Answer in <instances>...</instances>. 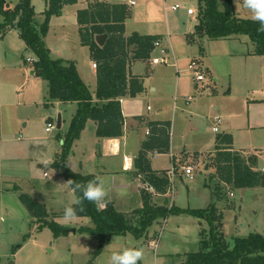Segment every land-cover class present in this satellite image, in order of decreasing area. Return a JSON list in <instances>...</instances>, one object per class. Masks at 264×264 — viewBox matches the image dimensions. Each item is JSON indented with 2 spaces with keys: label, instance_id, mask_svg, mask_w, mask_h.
I'll use <instances>...</instances> for the list:
<instances>
[{
  "label": "rangeland",
  "instance_id": "obj_1",
  "mask_svg": "<svg viewBox=\"0 0 264 264\" xmlns=\"http://www.w3.org/2000/svg\"><path fill=\"white\" fill-rule=\"evenodd\" d=\"M7 1L11 7H14L21 0ZM31 1L35 11V24L40 29L46 20L45 11L49 7V2L48 0ZM97 1L125 2L129 10L125 30L127 28L130 33L134 30L141 33L150 32V29L157 24H162L161 27L164 29V21L171 22L174 29L176 28L178 31L172 35L177 56L185 58L178 60L179 70L181 75L188 77L189 80V40L187 38L189 31L187 34L185 30L189 29V23L194 18L189 15L188 10H193L198 19L199 0H136L137 4L134 6L130 5L127 0H79L75 5L65 4L59 14L51 17L44 42L50 49L52 59H62L76 64L81 79L84 80V83L86 82L85 84L89 87L92 95L95 94L97 70L92 67L93 59L89 47L82 44L77 15L79 9ZM223 1L219 0V3L222 4ZM232 1L236 16L252 19L251 12L243 6V0ZM174 4H178L181 8L177 11L173 10ZM3 20L4 18L0 15V24ZM204 38L199 40L195 47L201 52L198 53L197 58L205 59L207 55L211 57V53L214 56V53H224L225 51L236 53L243 50H254L252 42L251 44L250 42L246 44L240 42L248 37L207 41L203 47L201 42ZM201 46L203 48H199ZM31 56L36 58L35 53L28 49L20 38L18 29L0 32V118L5 110V117L22 119L21 122L17 119V122L24 135L20 140H18V134L14 135L16 141L9 142L8 156L1 154L2 143L0 140V264H90L98 246V240L86 233H72V230L77 231L84 226L94 227V224L89 218L79 219L76 217L75 220L69 222L63 220L64 206L76 204L77 197L66 184L67 181L60 170L53 167L54 162L59 159L63 138L69 131L77 106L75 104L62 105L63 107L49 105L51 102L47 95L48 92L45 91V85H43L48 86V82L36 74L35 76L31 74L34 71L33 63L31 65L26 61ZM160 56L161 53L157 50L154 57ZM169 57L171 58V56ZM225 58L227 59V57ZM69 59L74 61H69ZM256 60L254 63L238 58L233 60L236 65L239 64V61L240 64L235 66V72L231 78L233 83L232 98L234 99H232V103H229V101H223L228 98V94L223 93L221 88L228 87L226 85L229 83L230 74L224 75L226 72L224 59L213 57V65L221 74L220 80H218L221 103L217 107V113L221 116L222 121H225L227 116L233 113L244 118H247L248 114L264 116V107L259 106L248 111L243 105L245 100L261 103L257 99L264 97V62L261 64L258 59ZM197 62L198 70L202 72L204 65ZM174 63L173 59L171 61L169 59L167 65L135 62L130 66L129 73L143 75L147 72L146 66L149 65L150 71L167 72V77L170 78L167 88L173 90L177 76L175 66H171ZM257 72L259 74L255 77L254 73ZM26 80L27 82H25ZM30 80L33 87L31 93L29 92ZM206 91L212 93L210 86L206 87ZM33 100H38V105L30 104ZM147 104L148 101L144 103V105ZM149 109L151 108L149 107ZM168 109L173 121L174 146L177 149V136H182L185 140L182 143L181 151L183 152L185 148L183 144L188 149V154L183 156V161L179 163L177 160L175 163L180 164L181 168L182 164L183 167L190 164L194 166L195 171L192 179L186 175L183 177L177 175L174 178V189L172 192H168V197H157L155 202L160 205L167 203L169 208L174 205L180 211L173 210L166 219L156 220L148 229L147 235L141 238L131 234L115 236L118 239H112L110 243L106 244L104 251L93 264H107L112 251L128 247L143 250L141 264L181 263L186 254L199 251L200 231L202 228L208 229L207 223L200 222L194 215L189 214V210L206 209L212 204H215L219 211L223 212L224 233L229 241H232L236 236H248L252 232L264 235V187L234 189L220 183V187L223 188L222 197L216 200L214 186L218 182V178H216V168L212 163V157H210L211 151L214 150L212 145L214 132L211 129L213 124L207 120L210 105H207L204 118L195 117L191 121H189L190 116H182V111H173L172 106L171 109L170 107ZM60 119L61 128H58ZM49 121L53 124L51 132L46 131ZM26 122L27 129L23 128ZM95 129L93 123L88 125L82 138L73 144L67 164L74 172L99 174L105 167L109 169L122 167L121 158L98 155V151L101 154L102 151L101 146L100 149L97 146ZM179 138L181 139V137ZM49 140H55V143L50 144ZM245 146L246 148H241ZM236 147L251 154H253L251 151H255L254 149H260V162L259 164L256 162L254 168L260 170L264 166V132L262 130L245 129L237 133ZM129 149L134 153L136 145L131 143ZM54 152L57 156L53 154ZM248 158L253 159L254 155H249ZM49 160L52 161L51 165L47 164ZM151 163L154 168L159 170H170L174 166L170 153H161L156 158L153 157ZM180 165L178 166L179 170ZM134 174L136 173L134 172ZM15 187H19L21 192L29 194L39 202L45 200L49 204L50 199L54 198L58 204L54 203L53 206L51 203L49 204L51 205L49 210L52 209L51 211L54 212L51 213L50 219L72 229L70 235L55 237L53 230L49 227L40 228V224L30 216L29 211L20 201L19 193L14 190ZM156 196L157 194L154 195V197ZM114 198V195L107 193L103 206L100 208H104L108 202H113ZM115 202H117V209L123 211L122 213L129 216L130 219L135 210L143 207V204L138 205L137 197L130 194L122 196L121 200L115 199ZM130 208L133 209L131 212H124L125 209ZM151 240L156 241L158 245L156 251L149 247Z\"/></svg>",
  "mask_w": 264,
  "mask_h": 264
},
{
  "label": "trees",
  "instance_id": "obj_2",
  "mask_svg": "<svg viewBox=\"0 0 264 264\" xmlns=\"http://www.w3.org/2000/svg\"><path fill=\"white\" fill-rule=\"evenodd\" d=\"M48 2L46 20L38 29L31 0H21L14 7H11L7 0H0V15L4 18L0 24V32L19 30V36L26 47L36 55L33 60L34 71L37 76L48 82L51 101L78 104L69 131L63 138L59 159L54 162L53 167L60 170L67 182L72 180L73 183L84 185L98 176L77 173L68 167V156L74 142L81 137L89 120L96 122V135L99 139H116L124 135L125 117L121 100L125 97L136 98L142 94L145 91L144 80L151 70L148 65L147 72L143 75H132L129 73L130 66L135 62L151 64L156 52L154 44L161 36L134 32L126 37L125 22L129 17L126 4L96 2L87 9L80 10L78 23L82 44L89 47L91 58L97 64V90L93 97L89 87L81 79L76 64L52 59L44 42L51 17L59 14L65 4H76L77 0ZM199 3V23L195 28V35L210 40L246 36L254 44L253 54L264 56V30H261L258 21L236 16L232 0H224L222 4L219 0H199ZM102 34L107 35V40L100 47L95 37ZM151 131V136L143 143L141 152L135 159L136 175L143 178L146 186L141 192L143 207L135 210L131 219L117 211L113 202H108L101 209L95 203L83 199L82 192L73 190L77 201H82L72 206L77 210V217L89 218L94 224V227L84 226L76 232L89 234L98 240L90 264L102 254L105 245L110 243L113 237L131 234L141 238L147 235L148 229L156 220L166 219L173 210L180 211L174 205L169 208L168 205H156L152 202L154 195L166 194L171 183L166 172L159 175L152 169L148 154L150 150L168 153L169 135L161 136L156 128ZM232 148L231 134H217L215 153L210 156L218 178L214 186L216 200L222 197L223 188L220 183L234 189L264 187V173L254 170L255 160L248 163L240 153L232 151ZM173 163L178 172L179 167L175 160ZM149 187H153L155 193L150 192ZM14 190L19 193L20 201L30 216L40 224V228L49 227L55 237L70 235L72 229L50 219L45 204L21 192L19 187ZM189 214L194 215L200 222L205 221L208 229L202 228L200 231L199 251L186 254L184 261L179 264H264L263 234L252 232L248 236H236L229 241L224 233L223 212L219 211L215 204L206 209L189 210Z\"/></svg>",
  "mask_w": 264,
  "mask_h": 264
},
{
  "label": "crops",
  "instance_id": "obj_3",
  "mask_svg": "<svg viewBox=\"0 0 264 264\" xmlns=\"http://www.w3.org/2000/svg\"><path fill=\"white\" fill-rule=\"evenodd\" d=\"M78 1L79 0H77V3H78ZM97 2H101V1H97ZM94 3H96V2H91L87 7L79 9L78 12L80 10L87 9L89 6H91V4H94ZM103 3H108L111 5L123 4V3L125 4V2H123V3H121V2L120 3H118V2H103ZM73 5H75V4H73ZM175 5H178V4H174V6ZM180 8H181V6H180ZM46 9H47V6H46ZM172 9H173V7H172ZM189 15L194 16L193 21L189 23V25H190L189 29L185 30V33H187V34L189 31V35H188V37H189V58H188V60H189V66H188L189 67V80L187 79L188 77H186V76L184 77L183 75H181V72L179 70V63H178L179 61L178 60L185 59V58H178V56H177V53L175 50L176 45H175V43H173V38H172L173 36L172 35H173V33H177L178 31L176 30V28L174 29L171 22L164 21L163 27L165 30L161 27L162 24H160V25L157 24V25H154L153 28L150 29L151 30L150 32L141 33L139 31H135V30L132 32V33L137 32L141 35H158V36H161V40H162L163 45L167 49H169V56H171L170 61H171V59H173V61H175V63L171 64V66L172 65L175 66V68H176L175 73L177 74V76H176V81L174 83V89L172 90L169 87L167 88L168 80L170 79L167 77V72H164V71L160 72L159 70L149 71L147 77L144 80L145 91L142 94H139L136 98L125 97L121 100L122 111H123V115L125 117L124 135L122 137L116 138V139H99L97 137L98 149H100V146H101V151H102V154L99 153V151H98V155L100 154V156L107 155V156H110L112 158H121V160L123 161L122 167H119V168L117 167L115 169H109V168L105 167L104 169H102V171H100L99 174H96L98 177H101L105 181V187L107 189V193H111L112 195L115 196L113 203H114L116 209H117V202H115V199L118 198L119 200H121L122 196H124V195L128 196L129 194L131 196L135 195L137 197L139 206H141L143 204V199H142L143 196H142L141 192H142V189L146 186V184L143 182V180H142L143 178L140 175L134 174V172L136 173V168H135L134 164H135V159L137 158V156L141 152L143 143L146 140H148L149 137L151 136L150 133H152V131H151L152 129L156 128L158 130V134H160L161 136H166V134L169 135L170 151L168 153H170L172 155V161L175 160V162H176L178 160V162L181 163V161H183V156L188 154V149H187V146L185 144H183V146L185 147L183 149V152L181 151L182 143L185 140L182 136H177V139H178L177 149L174 146V140L172 137L173 121H172L171 116H170L171 113L168 109L169 107L171 109V106L173 107V111H176V110L182 111L183 117L184 116H190L189 121H191L195 117L204 118V115L206 114V110H207V105L209 104L210 105V111L207 115V120H209V122H211L213 124L211 129L214 132L215 126L220 127V131L214 132V135L212 137V145H213L214 150L211 151L212 153H210V156L214 155V153H215L216 136H217V134L222 132V133L231 134L233 136L232 151L240 153L242 155V157L245 158L248 163L255 160V163L254 162L253 163L256 165V162H257V164H259V162H260V157H261L260 149H254L255 151H251V152H253V154H251V153H246L243 151V149H241V148H246V146L241 147V148H239V147L237 148L236 147V134L240 133L242 130H245V129H250L252 131L260 129L264 132V116L263 115L253 116V115L248 114V117L244 118V117L240 116L239 114L233 113L231 115H228L227 116L228 118L225 121L224 120L222 121L221 116L218 115V113H217V107H219V104L221 103V99H219L220 91L218 89V80H220L219 76L221 74L217 71V69H215L212 60H213V57L217 56L218 58H223L225 61L224 62L225 63L224 70L226 72L224 75L226 76L227 74H230V79H229V83H227V85H226L228 87L227 88L222 87L221 91L223 93L226 92L228 94L227 95L228 98L223 99V101H229V103H232V99H234V98H232L233 97V95H232L233 94V91H232L233 83H232L231 78L234 75L235 68L237 66H239L240 61H241L240 60L239 64L236 65V62L233 60L238 58V59H243L245 61H251V63H254V61H257L256 59H258L260 61V63L263 64L264 57L254 55L253 50H243V51H239L236 53H231V51H225L224 53H221V52L214 53L215 54L214 56L211 53V57H209V55H207V57L205 58L206 60L208 59L207 64H206L205 59L197 58L198 53H201V52L198 48L197 49L195 48L196 45H198L199 40H202L204 38V37L203 38L200 37V39H199V37L194 34L195 28L198 25L199 21L197 19V16H195L196 13L195 14H189ZM77 20H78V15H77ZM132 33L128 32L127 28H126V30H125V36L126 37L130 36V34H132ZM237 37H242V36H237ZM243 37L247 38L246 36H243ZM207 41L209 42L212 40H210L208 38H204L203 42H201V43H203L202 44L203 47H205V43H207ZM240 42L243 44L250 42V44H251V41L249 40V38H247L246 40H240ZM202 46L199 48H203ZM206 53L208 54V52H206ZM225 57H227V59ZM28 59L34 60L35 57L31 56ZM28 59L26 60L27 63H30L32 65L33 62H29ZM197 59H199V60H197ZM66 60H68V59H66ZM195 60L199 61L201 65L202 64L204 65L203 66L204 70H202V72L200 71V73H204V75H205L204 81H200V82L196 81L195 74L193 73V71L190 70V64H192L193 62L198 64V62ZM69 61H74V60L69 59ZM93 63H94V61L92 62V67H93ZM31 74L33 76H35V71L31 72ZM258 74H259V72L254 73V76L256 77ZM25 82H27V80ZM30 82H31V80H30ZM43 85H45V91L48 92L49 87L46 86V84H43ZM207 86H210L212 93H209L206 91ZM96 90H97V84H96V89L94 91L95 94H93V97H95V95H96ZM249 90H251V89H249ZM32 91H33V87H32V82H31L29 92L31 93ZM47 95L49 98V94H47ZM186 97L190 98V101L188 103L186 102V99H185ZM0 100H1V95H0ZM257 100H260L261 103H258V102L253 103L252 100H251L252 102L250 101L251 102L250 103L248 100H245L243 105L246 106L248 111H251V109L258 108L259 106L264 107V97L258 98ZM146 101H148V104L144 105V103ZM169 101H172V102L170 103ZM50 102H51V104H49V105H53V106L60 105L61 107H63L62 105L75 104L77 106V109H78V104L75 102L74 103H62L60 101H51V100H50ZM32 103H33V106L38 105V100H33V102H31L30 104H32ZM149 107L151 109H149ZM77 109H76V111H77ZM150 112H152V114H150ZM200 114H202V115H200ZM1 115H2L0 118V140L2 143L1 154L2 155L6 154L8 156L9 142L16 141L14 139V135L18 134V140H20L21 137L24 135L22 134V132L20 130L21 127H19V125H18V122H17L18 118L5 117L6 116L5 110L2 112ZM217 116H219L221 118L220 124H217V121H216ZM19 120L21 122L22 119H18V121ZM49 123H51V121H49L48 124ZM91 123H93L95 125V128H96L95 133H96V131H97L96 122L89 120L86 124L85 129L83 130V132L81 134L80 139L82 138L83 134L86 132L88 125H90ZM156 124H157V126H155ZM47 127H46V131H47ZM23 128H26V129L28 128L27 122L24 124ZM47 132H51V130L47 131ZM179 137H181V139ZM49 141H50V144L55 143V140H49ZM131 143L136 145V151L134 153L132 152L131 149H129V146ZM55 153L56 152H54L53 154H55ZM148 154H149L150 161L152 162V158L153 157L156 158L157 155H159L161 153H159L157 150H150V151H148ZM249 155H254V158L249 159L248 158ZM51 160H49V162L47 163L48 165H51V163H52ZM179 165H177V166H179ZM189 166H192V165L189 164ZM151 167L155 172H158L159 175L166 172L167 176H168V173L170 171L169 169L159 170L157 168H154L152 166V163H151ZM261 169L257 170L254 168V170H257L260 172H261ZM79 173L89 174V173H85V172H79ZM177 175H180L182 177H183V175H186L183 167L182 168L180 167V170L178 172L176 171V176ZM164 195H166V196H164ZM157 197H168V192L166 194H157L156 197H153L152 202L154 204H156L155 199ZM46 198L49 199L48 197H46ZM50 200L51 201L49 202V204L51 203V205H52V204L56 203V200H54V198H52ZM40 202L46 205L48 212L50 213V216H51V213H54L53 211H51L52 209L49 210L51 205H49L48 202H46L45 200L40 201ZM56 204H58V203H56ZM166 204L167 203L161 204V205L164 206ZM156 205H160V204H156ZM132 210H133L132 208L125 209L124 212H131ZM117 211H119V210L117 209ZM119 212H123V211H119ZM79 219H84V218H79ZM152 241L153 240H151V242ZM149 247H150V245H149ZM139 262L141 264V261H139Z\"/></svg>",
  "mask_w": 264,
  "mask_h": 264
},
{
  "label": "clouds",
  "instance_id": "obj_4",
  "mask_svg": "<svg viewBox=\"0 0 264 264\" xmlns=\"http://www.w3.org/2000/svg\"><path fill=\"white\" fill-rule=\"evenodd\" d=\"M243 6L251 12L252 19L259 22L261 30H264V0H243ZM66 184L72 190L82 192L83 199L95 203L98 207L103 206L107 189L105 181L101 177H95L84 185L73 183L72 180ZM77 203H82V201L78 200ZM76 217L77 210L72 206L65 205L63 220L69 222L75 220ZM113 239H118V237H113ZM142 257V249L128 247L119 251H112L107 264H139Z\"/></svg>",
  "mask_w": 264,
  "mask_h": 264
},
{
  "label": "built area",
  "instance_id": "obj_5",
  "mask_svg": "<svg viewBox=\"0 0 264 264\" xmlns=\"http://www.w3.org/2000/svg\"><path fill=\"white\" fill-rule=\"evenodd\" d=\"M126 1V0H125ZM128 3L132 6L136 5L137 4V1L136 0H127ZM180 8L179 5H175L173 6V10H178ZM189 14H194V11L193 10H188ZM155 48H156V52L157 50L160 51L161 53V56L160 57H154L152 59V62L151 64L152 65H167L169 64V49H167L163 43H162V40L159 39L155 42ZM29 62H33V59H28ZM93 67L96 69L97 68V64L94 62L93 63ZM190 69L193 71V73L195 74V79L196 81L200 82V81H204L205 80V75L203 73H200V71L198 70V64H196L195 62H193L192 64H190ZM186 102L188 103L190 101V98L189 97H186ZM216 121H217V124H220L221 122V118L219 116L216 117ZM53 128V124L52 123H49L48 124V127H47V131H50L51 129ZM220 131V127L219 126H215L214 127V132H219ZM184 171H185V174L192 178L193 177V173L195 171V168L194 166H185L183 167ZM261 172L264 173V167L261 169ZM176 176V170L174 167H172L168 173V178L170 180V188H169V191L168 192H172V190L174 189V178ZM149 191L155 193V190L153 187H149L148 188ZM150 247H152L155 251L157 250V243L156 241H152L151 244H150Z\"/></svg>",
  "mask_w": 264,
  "mask_h": 264
},
{
  "label": "water",
  "instance_id": "obj_6",
  "mask_svg": "<svg viewBox=\"0 0 264 264\" xmlns=\"http://www.w3.org/2000/svg\"><path fill=\"white\" fill-rule=\"evenodd\" d=\"M106 40H107V35H106V34L98 35V36L96 37V43H97L100 47H102V46L105 44ZM57 126H58V128H61V119L59 120ZM207 167H208V166H207ZM72 232L75 233L76 230L73 229Z\"/></svg>",
  "mask_w": 264,
  "mask_h": 264
}]
</instances>
